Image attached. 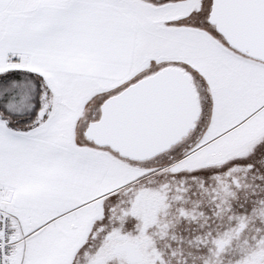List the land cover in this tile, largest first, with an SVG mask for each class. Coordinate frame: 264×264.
<instances>
[{
    "label": "snow or ice",
    "instance_id": "snow-or-ice-1",
    "mask_svg": "<svg viewBox=\"0 0 264 264\" xmlns=\"http://www.w3.org/2000/svg\"><path fill=\"white\" fill-rule=\"evenodd\" d=\"M0 264H264V0H0Z\"/></svg>",
    "mask_w": 264,
    "mask_h": 264
}]
</instances>
